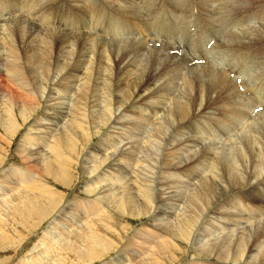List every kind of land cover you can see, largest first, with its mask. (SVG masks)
I'll return each instance as SVG.
<instances>
[{"label": "bare ground", "instance_id": "6f19581e", "mask_svg": "<svg viewBox=\"0 0 264 264\" xmlns=\"http://www.w3.org/2000/svg\"><path fill=\"white\" fill-rule=\"evenodd\" d=\"M5 1L7 3V0ZM74 1L79 2L80 0ZM106 1H109L110 4ZM147 1L153 2V8L158 15V20L154 23L150 20L153 8L147 5L146 0H83V4L81 1L74 6H68L66 0H57L59 6L65 8L68 13L67 16L63 13L60 19L57 14L61 13V8L56 13L58 30L55 33V42L65 40L66 37L62 38L58 34L62 29L72 32L81 24L85 33L82 35L78 32V36L76 35L78 38L75 37V39L87 44L86 63L80 65L81 62L79 63V60H75V58H72L75 60L74 63L71 58L56 63L50 58V55L52 56L51 47H54L51 46L50 40L39 47L38 44H35L36 48L31 49L35 53L40 52L35 56V61H32V58L26 54L27 61L30 62L26 65L29 67V69L26 67L28 71L35 70L38 75L35 67L38 65L47 76L51 71L60 75V79L57 78L59 80L56 83L57 87H55L56 93L59 95L56 97L59 101L58 105L66 98L70 99L71 103L69 111L67 110L64 114L67 115V118H62L63 129L59 132L55 131L57 133L55 142L50 136L51 142L47 145V134L43 133L46 130L40 125L42 119L34 121V124L31 125L32 128H29L25 133L18 151L26 157L23 161L26 160L28 167L36 172L29 169L24 170L26 166L23 168L16 166L11 169V176L8 177V174L5 175L8 172H4L0 177V190L4 192L3 195H8V198L9 195L12 197L15 193L13 185L17 186L18 191V186L26 184L28 190L24 186L27 191L23 192L25 195H22V199L16 198L17 196L14 194L13 197L17 200L13 199L12 201L18 202H14L16 211L20 210L21 203L28 201L27 206H33L35 212L38 202L32 197H34L38 183L32 181L33 177L30 173L38 174L43 167L51 174L59 172L54 161L57 154L55 156L52 154V148L56 146V151H60L61 148L73 149L79 139L84 141L86 138L87 141L92 136L99 134L98 144L92 145L89 142L86 147L88 151L83 159L88 164L84 167V171L94 167L96 172L101 169L104 174L103 176L97 174L85 183L83 190L95 192L97 196L87 201L88 205L85 210L90 215L84 224L95 225L103 221L102 227H107L106 229L109 230L108 226L111 225L107 221L110 219L105 218L106 213L104 216L102 211H109L110 206L116 225L119 224L116 216L125 215L136 218L148 214L150 225L139 232L138 240L127 243V247L135 245V247L143 248L147 253L146 260L150 258L149 264H156L159 259L170 255L171 258L167 262L172 263L173 251L177 247L179 239L185 241L193 239L196 242V248L190 249V251L194 254L198 251L204 257L215 256L218 258V264H264V136L259 138L264 134L260 133L262 130H259L258 124L255 126L252 124L253 120L257 118L256 116L259 121L260 119L264 120V96L259 95L260 83L263 81L257 76V67L240 68L238 65L241 63L240 60L248 63L250 61L248 59L251 58L253 64L255 57L261 53L264 55V0H188L191 11H196L193 17L196 20L192 21L191 17V19L184 18L182 14L179 16L174 13L176 16L170 24H167V17L164 16L162 10L172 6L184 12L185 0ZM23 2L22 4L28 7L38 4L40 0H24ZM107 6L112 8L107 9ZM207 7L208 9L212 7V12H207ZM213 7H215V14ZM76 9L85 12L83 22L70 15L71 11ZM139 10L142 11L141 14L138 13ZM218 13L223 16L221 24L214 20V15L217 18ZM144 17L148 20H142ZM50 25L54 27L53 24ZM193 26L205 27L204 35L211 41L215 40L213 54L209 52L210 50L205 49L206 44H210V42L206 43L205 40H201L202 35L197 36ZM217 27L220 28L218 30L220 34L223 30L220 36L217 34ZM161 28L165 30V35L168 34L167 36H163ZM170 28L173 29L170 31L172 36L168 37ZM156 29L160 31L154 33ZM6 30L8 29L6 28ZM49 36H52L51 32L45 38L48 39ZM2 42L4 41L2 40ZM13 42L12 38L7 39L6 45L9 47V51L5 50L8 54L0 55V63L3 62V66L6 67V72L0 70V87L5 86L3 95L11 97L16 104L15 107H21V113L26 115L27 112H32L37 100L35 98L38 94L42 95V91L40 87L35 86V90L37 88L40 90L38 89L36 92L34 90L35 93L32 91L33 88L25 79V70L22 69L23 65L20 64ZM144 42L147 43V51H144V46H146ZM241 50L255 52L250 56L242 54ZM172 51L177 54L175 52L172 54ZM234 51L236 54H232ZM229 55H231V59H228ZM102 67L105 71L101 70ZM111 67L115 68L114 73L110 72ZM3 73L5 75L2 78ZM231 75H233L232 78ZM242 75L248 77V81L243 79ZM36 77L35 79H37ZM35 83L38 82L35 81ZM11 86L16 89L14 90ZM19 90L29 92L31 99H35V101L29 104L27 100L31 99H28L29 97L27 100L24 99L25 95L23 94L25 93L20 94ZM68 92L69 94H67ZM50 95L52 96V93ZM44 96L42 95V99ZM51 98L53 99V97ZM3 99L6 98L3 97ZM165 100L171 105L165 104ZM50 101L52 102V100H48L49 103ZM162 103L167 106L166 110L163 106L160 107ZM211 104L215 105L216 108L213 107L215 111L206 116V110ZM88 105L98 106L101 110L93 114L94 110L87 109ZM259 106H261L259 113L252 114L253 109ZM9 111L10 121L16 122L12 114L13 111L11 113ZM87 122L90 123V133ZM243 122H245V127L240 129V132L237 131L236 134L246 138L244 139L247 141L245 144L249 153L239 156L228 153L222 159L215 152L216 140L219 141L221 135L229 136ZM262 122L264 123V121ZM216 123L218 126H215ZM148 124L152 126L149 131L147 128L150 125L148 126ZM120 127H126L127 130L119 132ZM244 128L248 130L247 133L245 130L241 131ZM48 129L51 130V127ZM145 130L148 131L147 136H144ZM122 135H125V138ZM129 140H134V144L127 146L128 143L124 142ZM227 140L229 141V139ZM44 146L49 147V150L48 159L43 162L36 155L47 149ZM121 147L127 150L122 151L124 153L122 156L120 155L122 163L120 161L116 163L115 155L121 151ZM204 161H209V170L202 165ZM125 162H133V168H129L130 164ZM125 165L128 167L125 168ZM193 170H200V172L197 175L192 174L190 171ZM115 171H118L116 181L119 180L125 184L123 188L120 186L122 190H119L114 196L113 193V197L110 194L111 197H109L106 194L113 190L106 191L107 185L110 183L111 176L116 173ZM50 173L48 176H51ZM36 178L38 177L36 176ZM8 185L10 189H8ZM186 186L192 188L190 194L187 192ZM42 188L44 189L43 186ZM110 188L108 189L110 190ZM117 189L114 188V191ZM20 192L22 193V191ZM176 197H179L177 201L185 205V211L183 216L178 215L173 221V217L169 219L168 210L171 209L170 206ZM184 198L186 200L183 201ZM103 202L107 203L105 207L102 205ZM159 202L163 207L165 206V208L161 207L163 210L160 212L156 211ZM70 205L72 206L67 209L71 211L74 207L84 206L82 202ZM41 206L38 207V212L45 210ZM66 207L65 205L63 208L59 207L60 211L57 209L59 212L56 214L60 216L65 213ZM231 212H239L237 218L230 215ZM49 217L52 221L56 220L54 214ZM233 225L241 228L240 233L235 232ZM105 233L115 236L112 232L106 231ZM105 233H101L99 239L110 241L111 237ZM208 237H215V239L211 241ZM153 239L156 241L154 242ZM190 243L192 245V242ZM155 250L156 253H154ZM79 256L84 259H92L90 251L81 252ZM151 256L153 257L151 258ZM176 259L174 258L175 261ZM191 261L194 264V259ZM199 263L210 264L204 260Z\"/></svg>", "mask_w": 264, "mask_h": 264}, {"label": "rangeland", "instance_id": "374dc122", "mask_svg": "<svg viewBox=\"0 0 264 264\" xmlns=\"http://www.w3.org/2000/svg\"><path fill=\"white\" fill-rule=\"evenodd\" d=\"M23 1L24 0H7V3H6L5 0H0V7H1L0 8V24H1L0 25V34L2 37L5 36V38H2L0 36V53H1L0 55H7L8 54V52L6 50L9 51V47H7L6 41H7V39L12 38V41L14 40L13 46H16L14 48L16 50L18 58L20 59V64H21V66L22 65L24 66V64H25L24 67L22 66V69H23V71L25 70L24 76H25V79L28 80L30 87L33 88L32 91L34 92L35 87H40L41 91H42L41 94L43 96L45 94V89H46V95L42 99V95L38 94L37 98H35V99H37L36 103L34 105V107H36V108L33 107V110H31L32 111L31 113L27 112L26 115H23V113H21V111H22L21 107H17V106L15 107L16 104H15V102L12 101V98L7 96V95H5V96L3 95V93L5 92V89L3 87H5V86L3 85V87L2 86L0 87V94L2 93L0 95V119L2 120L0 122V177L3 176L4 172H8L5 174V175L8 174L7 175L8 177L11 176L10 171H11V169H14L16 166L22 167V168L26 166V168L24 170H27V169L33 170V169L28 167L26 160H25V162L23 161L24 157H25L24 154H21L18 151L19 146L21 144V141H22L23 137L25 136V133L29 130V128H32L31 125L34 124V121L42 119V121L40 122V125L42 127H44L45 130L47 131V133H46V131L43 132L44 134H47V137H46L47 142H48L47 145L49 144V142H51V139L53 142H55L56 137H57V133L55 131L59 132L61 129H63L64 121L62 120V118L63 119L67 118V115H64V114H66L67 110L69 111V106L71 103V100L70 99L67 100L68 98L65 97L66 99L62 100L60 102V104L58 105L59 101H57L56 97H58L59 95L56 93L55 87H57L56 83L59 82L58 79H60V77H59L60 75L57 74L58 75V77H57L55 71L50 72V74L52 73L51 74L52 76L50 74H48L49 76H47V74L43 72V69L38 65L35 66L37 68L36 69L37 73H39L38 75L35 73V70L28 71L29 67L26 65L30 64V62L27 61L28 60L27 55L30 56V58H32V61H35V56L40 54V52L35 53V51L34 50L31 51V49L33 47L36 48L35 44L36 45L38 44L37 46L39 47V45L40 46L42 44L44 45V42L50 40L49 42H52L51 46L55 47V49H54V47H51L52 56L50 55V58L53 61H55L56 63H58V62L61 63L63 60L66 61V60L71 58V60H73L72 61L73 63L75 62V60H79V63L80 62L82 63V64L80 63V65H83V63H86V57H87V53H88L87 44L82 42L81 40H80L81 42L76 41V39L78 38L77 37L78 32L82 33V35H84V33H85L81 24H79L78 28L74 29L72 32H70L69 30H66V29H62L61 30L62 32L60 31V32H58V34H60L62 36V38L66 37L65 40L64 41L57 40L56 41L57 43L55 42V36H56L55 33H57L56 30H58V25L56 23V13L61 8V13L57 14V17L59 19L61 18L63 13L65 16H67V13H68V11H66L65 8H63L61 5L59 6V4L57 3V0H40V2L38 4H36L34 6H28V7H25L22 4V3H24ZM66 1H67L68 6L69 5L74 6L75 4L80 3L81 1H82L81 4H83V0H80L79 2H76L74 0H66ZM106 2L108 4H110L109 1H106ZM146 2H147V5H149L153 8V2L149 3L147 0H146ZM4 5H7V6L4 7ZM184 7H185L184 12H181V10H179L177 7L171 6V7H167V9L164 8V10H162V12H164V16L167 17L166 18V22L168 21L167 24H170L171 20L174 18V16H176V14H174V13H177L179 16H180V14H182L184 18L189 17V19L192 18L191 20L195 21L196 19H194L193 17H194V12H196V11H194V12L191 11L190 2H188V0L184 1ZM23 8L24 9L26 8V9L24 10ZM106 8L111 9L112 7L107 6ZM176 8H177V10H176ZM213 8H214L213 13L215 14V7H213ZM4 12L6 13V15ZM207 12H212V7L209 9L207 7ZM138 13L141 14L142 11L139 10ZM70 15L72 17H77V20H80L81 22H83L85 12L76 9V10L71 11ZM77 15H79V16H77ZM219 15L220 14L218 13L217 18H215V15H214V20L218 21V24H221L223 16L222 15L219 16ZM219 19H220V21H219ZM142 20L146 21V20H148V18L144 17ZM150 20L153 23L156 20H158V15H157L156 11L154 10V8L151 10ZM47 21L50 24H53L54 27H51V25ZM16 22H18V23H16ZM30 23H31V25H30ZM7 24H8V26H7ZM16 24H18V25H16ZM225 25H227V22H225ZM48 27H50V28H48ZM6 28L8 30H6ZM158 28H160V27H158ZM193 28H195L197 36L202 35L200 37L201 40L202 39L205 40L204 42H206V43L210 42V44H206L205 49H208V51L210 50L209 52L211 54H213L212 53L213 52V44L215 43V40L213 39L211 41L209 37L204 35V33H205L204 28L205 27L202 28L201 26H199L197 28V27L193 26ZM13 29H15V30H13ZM17 29H18V31H17ZM219 29L220 28L217 27V31ZM42 30H43V32L41 33ZM161 30H162L163 36L168 35V34L165 35L164 29L161 28ZM171 30L173 31V29L170 28L168 32L170 33ZM53 31H54V33H53ZM159 31H160L159 29H156V31L154 33H158ZM50 32H51L52 36L51 37L49 36L48 39H46ZM222 32H223V30L221 31V34H222ZM217 34L219 36L221 35L219 31L217 32ZM169 35L170 36H168V37L172 36L171 33ZM8 36H10V37H8ZM69 36H71L73 40ZM219 36H216V37H219ZM24 37L26 38V40ZM75 37H76V39H75ZM207 38H208V40H207ZM15 39H17V40H15ZM28 39L30 40V42ZM2 40L4 42H2ZM60 42H62V43H60ZM150 42H154V41H150ZM1 43H2V45H1ZM66 43H68V44H66ZM30 44H31V46H30ZM75 44L78 46H76ZM144 44L146 45V46H144V51H147V43L144 42ZM71 45L74 47H72ZM241 51H242L241 52L242 54H247L250 56L254 55L253 53L255 52L253 50H246V51L241 50ZM75 52H77V53H75ZM174 52L175 51H172L171 53L173 54ZM206 52H207V50H206ZM82 54H84L85 56L83 57ZM175 54H177V52H175ZM232 54H236V51H234ZM67 56H68V58H67ZM263 56H264L263 53H261L258 55V57H255L253 59V64L251 61L252 58L248 59V61L250 60L248 62L249 64L243 60H240L241 63H239V64L237 63L240 66V68H244L245 66H248L250 69L254 68V66H255V68L257 67L256 73H258V74L260 73L259 74L260 76L258 74H257V76L261 79V81H263L260 83L261 84L260 89H259V95L260 96H264V88H263L264 87V85H263L264 84V64H262V63H264V57ZM72 58H75V60ZM261 58H262V60H261ZM228 59H231V55L228 56ZM242 61H243V63H242ZM254 62L258 63V64H255ZM234 65H236V64H234ZM0 70H2L3 72L4 71L6 72V67L3 66V62L0 63ZM101 70L105 71L103 69V67L101 68ZM41 71L44 75L41 73ZM114 71H115V68L111 67L110 72L114 73ZM4 75L5 74L3 73V75L1 77L3 78ZM26 75H28L27 76L28 78L26 77ZM36 75H37V77H36ZM35 77L38 80L35 79ZM232 77H233V75H231V78ZM241 77L243 79H245L246 81H248V77L246 78V76H243V75ZM53 78H55V79H53ZM112 78H113V75H112ZM33 79H35V80H33ZM50 79H52V80H50ZM35 81L38 83H35ZM40 88H37L35 90V92L38 89L40 90ZM13 89L15 90L16 88H13ZM21 91L22 90H19L20 94L25 93V94H23V95H25L23 97L24 99L27 100L28 97H29L28 99H31V97H30L31 94L29 92H25V91L21 92ZM16 92H18V91H16ZM50 93H52V96L50 95ZM67 94H69V92ZM3 97L6 99H3ZM51 97H53V99ZM214 97H215V95H214ZM35 99H31V100H27V101H29V104H31L32 102L35 101ZM48 100H52V102L50 101V103H49ZM63 101H65V102H63ZM164 102H165V104L167 103V105L169 104V102H167V100H165ZM13 103H14V105H13ZM165 104L162 103L160 105V107L162 108V106H163L164 109L166 110L167 106H165ZM170 105L171 104H169L168 106H170ZM10 106H11V108H10ZM139 106H142V104H139ZM91 107L92 106H89V108H87V109L94 110L95 112L93 111L92 112L93 114H96L98 111L101 110V108L98 106L92 107V109H91ZM213 107H215L214 104L213 105L211 104L208 106V108L206 110L207 113L205 114L206 116H208L210 112L215 111V109ZM63 108H65V109H63ZM260 108H261V106L256 107V109L254 108L253 109L254 111H252V114L254 112H255V114H258L260 111L259 110ZM9 109H10V111H9ZM95 109H97V110H95ZM8 111L10 113L13 111L12 114L14 115V119L16 120V122L10 121L11 114L9 115ZM256 117L257 118H255L253 120L252 124H253V126L258 124L259 130L263 131V132L261 131L260 133L264 134V128H263L264 126L262 125V123H263L262 121H264V120L260 119V121L262 120L260 122L258 119V116H256ZM2 118L3 119L5 118L6 120L5 119L3 120ZM257 120L259 121L260 125H259ZM255 121H256V124H255ZM8 123L9 124L11 123V124L9 125ZM244 123L245 122H243L242 123L243 125L241 124L235 132H231L229 134L230 137L228 135H223V136L221 135L220 136L221 139L219 141H218V139L216 140L217 144L215 145V152L219 155V157L224 159L225 156L228 155V153H229V155L233 154L235 156H239L241 154H248L249 153V149H247L246 144H245V142H247V141H245L246 138L243 135L240 136V134H238V135L236 134L237 131L240 132V129L245 127ZM87 124H88L87 125L88 130L90 133V131H91L90 125H89L90 123L87 122ZM150 124H148V126ZM120 125H122V124H120ZM215 126H218V124L216 123ZM49 127H51V130L48 129ZM151 127L152 126L150 125L147 128V130L149 131L151 129ZM125 128L126 127H124V128L120 127L121 130L120 129H118V130H120L119 132H122L124 130H127ZM147 130H145L146 133L144 136H147V133H148ZM244 130H245V128L241 131H244ZM247 131L248 130H245L246 133H247ZM54 134H56V135L54 136ZM143 134H144V132H143ZM122 136H124V138H125V135H122ZM239 136H240V138H239ZM262 136H264V135H260L259 138H262ZM84 139H85L84 141L82 139L81 140L79 139L77 144H76V147L73 149L61 148L60 151H56V149H57V148L55 149L56 146L51 149L52 154H54V156H55V154H57L56 160H54V161H55L56 167H57L59 172H55V174L54 173L51 174L50 172L46 171L47 170L46 168L44 170V167H43L40 170L41 173L40 172H38V174L30 173L31 176L33 177L32 181L33 182L35 181L36 183H38V186L36 187V189L34 191V197H32V199H35L38 202V203H36V211L35 212H34L33 206H30V207L27 206L28 201L21 203L20 210L16 211L15 210V203H18V202L12 201L13 199H15V197H13L14 194H15V196H17L16 198L22 199L23 192L26 190V189H24V186L28 190V186H26V184H24L21 187L18 186L19 192L17 191V186L13 185L14 186L13 188H15V193L12 195V197L9 195V197L11 199L9 197H8L9 199L7 198L8 195H3L4 192L0 190L1 191V193H0V264H149L150 258H148V260H146L147 253L145 252V250L143 248L135 247V245L127 247V243L134 242L135 240H138L139 235H140L139 232H141L143 230V228L150 225L151 221H150L148 214L140 215L139 217H136V218L133 216H125V215L122 217L116 216L117 217L116 220L119 223V224L117 223L118 225H116L114 223L115 219L113 217V213L111 212V209H110L111 206L109 205L110 206L109 211H106V212L102 211V214L106 213V216L104 214L105 218L111 220V221L110 220L107 221L108 224L111 225V226H108L110 228V229L108 228L109 230L106 229L107 227H104V228L102 227L103 224H101V223L103 221H101V222L98 221L99 223H97L95 225H90L88 223L84 224V222H86V218H88L90 215L89 213H86V210H85L86 206L88 205L87 201H89L92 198H95L97 196V195H95V192L91 193L88 190H83L84 186L86 185L85 183L87 181L91 180L92 178H94V176H96L97 174H101L102 176L104 175L103 170L101 171V169H100L96 172L94 167L90 168L92 171L89 169L84 171V167L86 165H88L83 160L85 158L86 152L88 151V148H86V147H87V145H89V142L92 143V145L96 144V143L98 144V140L100 139V135L96 134L95 136H92L90 139H87V141H86V138H84ZM227 139H229V141ZM230 139H232V140L234 139V140L232 141ZM235 140H238V141H235ZM82 141H83V143H82ZM239 142H240V144H239ZM124 143H128L127 146H129V145L131 146L134 144V140L125 141ZM234 143L236 146L234 145ZM241 144H243L242 147H241ZM239 145H240V147H239ZM44 147H46V146H44ZM229 147H231L233 149L231 150V148H229ZM228 148H229V150H228ZM54 149H55V151H54ZM263 149H264V144H263ZM48 150H49V147L45 151H43V152L41 151L39 155L37 154L36 157L41 158L44 162V160L48 159L47 158L48 157ZM75 150H76V152H74ZM124 150L126 151L127 149H124L121 147V151L119 153H116V155H115V158L117 159L116 163H118V161H120L122 163V157L121 156L125 152ZM221 150H223V151H221ZM122 151H124V152H122ZM208 162L204 161L202 164L205 167H207L206 168L207 170H209V166H210L208 164ZM23 163H24V165H23ZM125 163L130 164L129 168H133L132 167L133 162H130V163L125 162ZM125 166H126L125 168L128 167V165H125ZM19 169H21V168H19ZM126 170H128V169H126ZM33 171H35V170H33ZM115 172L116 173L114 175H112L110 180H109L110 183L111 182L112 183L114 182V183L111 185L108 182L109 184L107 185L106 191L110 192L111 190H113L110 193L106 192L107 193L106 195H108L109 197H111L113 193H114L113 194V196H114L115 193L117 194L119 192V190H122V188L124 187V184H125V182H122L123 183L122 184L119 180L116 181V178L118 176V171H115ZM190 172L192 174L197 175L198 172H200V170H193ZM48 173H50L51 176H48L49 175ZM89 173L91 176L89 175ZM36 176L38 178H36ZM111 180H113V181H111ZM20 181H22V180H20ZM114 184H116V185H114ZM189 185H190V183H189ZM42 186L44 187V189L42 188ZM120 186H122V188H120ZM192 186L194 187V184ZM108 188H110V190ZM114 188H116V189L118 188V189L114 191ZM8 189H10L9 185H8ZM20 189H23V190H20ZM103 190H104V188H103ZM186 190L189 194L192 192V188H188L187 186H186ZM20 191H22V193ZM17 192L19 194L20 193L21 194L19 195ZM110 194H111V196H110ZM15 200H17V199H15ZM177 200H179V197H176V199L173 201L174 203L170 206L171 209L168 210V213L170 215L172 214L171 216L169 215V217H170L169 219H171L173 217V221L178 215L183 216V212L185 211V205L182 204L181 202L177 201ZM184 200H186V199L184 198L183 201ZM72 202H74V203H72ZM78 202H82L84 204V206L83 207H78V206L74 207L73 211L67 209L69 206H72L70 204L76 205V203H78ZM105 202L102 203V205H104V207L107 204ZM42 203H44L46 206ZM160 204H161L160 202L157 203L156 211L160 212L163 210L162 208H165V206L163 207V205L162 204L160 205ZM64 205L67 206L66 212L63 214H60V216H58V214H56V213H58L60 211V208L61 207L63 208ZM39 206H41L42 208H45V210L41 211L42 213L38 212V209L40 208ZM43 206H45V207H43ZM28 210H30V211H28ZM47 213H49V214H47ZM52 214H54L56 216V220L58 219L57 221L56 220L52 221L51 217H49ZM149 214H151V213H149ZM238 214H239V212H231L230 213V215H232L235 218H237ZM64 216H65V218H64ZM45 219H47V220H45ZM238 220H241V219H238ZM58 221H60V222L58 223ZM209 224H210V221H209ZM232 227H235L236 233H240V231H241L240 227H237L235 225H233ZM102 228H103V230H102ZM230 229H233V228H230ZM230 229H228V230H230ZM104 231L105 232L106 231L112 232L115 234V236H111V235L105 233ZM226 231H227V229H226ZM117 232H119V233L117 234ZM101 233H105L108 236H110L111 237V238L109 237L110 241L106 240V239H99V236ZM87 238H91V239H87ZM191 238H192V236L190 237V239ZM208 239H210L212 241V239L214 240L215 237H210V238L208 237ZM65 240H66V242H65ZM153 240H154V242L156 241V239H153ZM192 240L193 239H191L189 241H185L184 239H179L177 241V247L173 251V262L172 263L167 262V260L169 258H171V255H170L168 257H163L162 259H159V262H157L156 264H190V263L193 264L192 263L193 261H191L193 259L195 261L194 264H200L199 262H202V260H204L210 264H218V258H216L215 256L204 257V255H200L198 253V251L195 252V254L192 253L190 251V249L196 248V242H194V240L193 241ZM190 242H192V245ZM209 244H210V242H209ZM85 251H90L92 259H89V258L84 259V258L79 256V254L81 252H85ZM154 253H156V250ZM95 254H96V256H95ZM152 257L153 256H151V258ZM174 258H177L176 261L174 260ZM142 262H144V263H142ZM227 264H229V263H227Z\"/></svg>", "mask_w": 264, "mask_h": 264}]
</instances>
